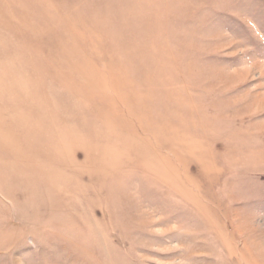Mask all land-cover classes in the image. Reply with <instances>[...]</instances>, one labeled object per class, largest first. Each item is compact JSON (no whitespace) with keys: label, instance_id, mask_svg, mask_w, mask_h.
<instances>
[{"label":"rangeland","instance_id":"1","mask_svg":"<svg viewBox=\"0 0 264 264\" xmlns=\"http://www.w3.org/2000/svg\"><path fill=\"white\" fill-rule=\"evenodd\" d=\"M0 264H264V0H0Z\"/></svg>","mask_w":264,"mask_h":264}]
</instances>
